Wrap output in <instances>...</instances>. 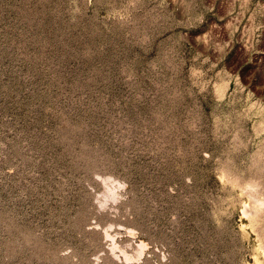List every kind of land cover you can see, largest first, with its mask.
Returning a JSON list of instances; mask_svg holds the SVG:
<instances>
[{
    "label": "rangeland",
    "instance_id": "rangeland-1",
    "mask_svg": "<svg viewBox=\"0 0 264 264\" xmlns=\"http://www.w3.org/2000/svg\"><path fill=\"white\" fill-rule=\"evenodd\" d=\"M0 264H264V0H0Z\"/></svg>",
    "mask_w": 264,
    "mask_h": 264
},
{
    "label": "bare ground",
    "instance_id": "bare-ground-1",
    "mask_svg": "<svg viewBox=\"0 0 264 264\" xmlns=\"http://www.w3.org/2000/svg\"><path fill=\"white\" fill-rule=\"evenodd\" d=\"M140 254V253H139ZM139 254H138V256H139Z\"/></svg>",
    "mask_w": 264,
    "mask_h": 264
}]
</instances>
